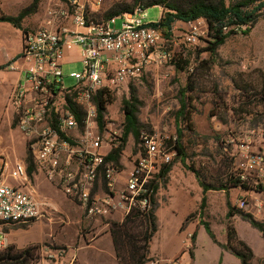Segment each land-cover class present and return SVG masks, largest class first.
<instances>
[{"label":"built area","instance_id":"2783aa9c","mask_svg":"<svg viewBox=\"0 0 264 264\" xmlns=\"http://www.w3.org/2000/svg\"><path fill=\"white\" fill-rule=\"evenodd\" d=\"M66 4V9L49 10L46 25L24 36L20 60L26 63L25 80L10 98L18 130L30 144L36 171L82 206L85 220L115 213L126 217L135 210L145 212L151 183L171 165L176 152L158 135L142 133L144 152L138 151L131 168L107 162L103 149L117 148L121 137L114 133L106 141L100 132L96 96L100 92L118 93L153 70L161 71L173 63L168 40L158 23L147 22L143 6L106 22L89 23L87 10H98L102 0H66ZM117 20H122L120 29L116 28ZM69 21L81 32L66 27ZM189 25L179 41L183 46H198L209 33L207 22L199 19ZM71 45L80 50L83 71L65 76L63 48ZM67 78L73 79L75 85L67 87ZM70 101L81 110V126L70 109ZM72 130H79V136L69 142L63 140L61 135L67 137ZM245 158L239 179L264 197V151L252 157L246 153ZM100 175L107 186V192L101 195L94 193ZM35 192L24 163L12 169L0 167V222L26 225L42 219L44 215L32 199ZM263 203L261 199L258 207ZM245 205L241 201L238 207ZM193 238L194 233H186V250L192 248ZM82 248L44 245L40 248L42 264H80L78 253ZM3 250L0 232V251Z\"/></svg>","mask_w":264,"mask_h":264},{"label":"rangeland","instance_id":"374dc122","mask_svg":"<svg viewBox=\"0 0 264 264\" xmlns=\"http://www.w3.org/2000/svg\"><path fill=\"white\" fill-rule=\"evenodd\" d=\"M14 1L0 0V12L2 13V9L14 11L17 8ZM151 1L102 0L101 8L87 10L88 21L106 22L114 11L123 8L135 9L138 6L148 7ZM234 1L227 0V5ZM52 2L50 10L68 7L66 0ZM32 3L33 0H21V11ZM46 3L47 0H40L36 13L25 19L26 25L29 26L26 27L27 32H32L40 26ZM162 10L160 6L147 9V22L158 23ZM121 25L122 20H117L116 28L120 29ZM189 26V23L177 22L169 36H165L168 40V49L174 56L173 63L161 71L148 73L143 79L131 83L118 93L109 94L113 102L107 107L105 116L108 133L103 130L100 132L106 141H110L114 133L122 137L123 101L130 98L133 88L142 103L138 112L140 134L158 135L171 149L176 148V142L179 141L184 149L185 164L177 151V156L171 163V170L180 169L191 174L194 170L199 174L201 181L216 189L222 186L231 187L243 173L242 165L246 160V153L252 157L264 151V10L260 12L259 21L253 28L230 26L229 31L233 30L235 33L229 35L215 54L207 50L212 41L210 33L204 35L198 46L188 47L180 43V37ZM82 71L83 65L80 63L65 68L64 75ZM65 84L72 87L75 81L67 78ZM182 103H185L183 117L179 114ZM5 109L4 107L3 116H0V165L9 156L11 160L23 159L29 167H33L30 144L19 132L16 117L11 121L6 120ZM177 130L181 131V137L178 136ZM248 146V149L244 148ZM124 149H127L131 156L138 151L144 152L141 142H137L131 135ZM161 175L151 183L153 187L159 186L155 197L156 211L162 205V201L167 200L169 178ZM213 192L216 194L218 191ZM238 193L235 208L243 211L238 206L244 198L240 196L239 191ZM260 198L264 199L263 195ZM149 209H152L151 205ZM207 217L203 224H214L212 221L209 222ZM126 218L128 216L124 217L120 224ZM260 222L264 223V218ZM81 228L79 234L84 235L85 228L84 226ZM145 229V223L138 221L132 230L133 235L139 238ZM193 243L192 241V245ZM200 243H203L202 238ZM137 245L143 254L145 246L143 247L141 242ZM32 256L34 259L32 264H36L37 253L33 252ZM259 263L264 264V257Z\"/></svg>","mask_w":264,"mask_h":264},{"label":"crops","instance_id":"0c3cea01","mask_svg":"<svg viewBox=\"0 0 264 264\" xmlns=\"http://www.w3.org/2000/svg\"><path fill=\"white\" fill-rule=\"evenodd\" d=\"M14 2L17 7L14 11L2 9V13L10 16L19 15L22 12L20 9L21 0H15ZM52 3V0H47L43 19L36 29L46 25ZM23 23L24 29L29 27L26 25V21ZM36 23L34 24L36 25ZM65 26L71 31L81 32L71 21L67 22ZM30 28L33 29V27ZM23 46V32L11 24L0 22V116H3L5 107L7 121H11L13 117H16L10 106V98L25 80L24 69L26 63L20 60ZM80 63L79 48L74 45L65 46L63 48V72L65 68ZM154 71L158 70L152 72ZM105 126L103 131L108 128L107 122ZM79 133V130H72L67 137L73 140L79 136ZM25 140L28 142L27 139ZM111 151V147L103 149V153L107 157ZM135 155L131 156V153L128 154L127 149H123L120 166L131 168ZM17 163H24L27 166L31 184L36 190L35 194L32 195V199L44 216L42 219L32 221L26 225H10L0 222V232L2 233L4 245L3 251L8 248L24 251L37 247L38 262L36 264H42L40 248L44 245L56 247L81 245L83 248L78 253L80 264H119L111 228L114 223H121L124 220L125 216L122 213H115L110 217L98 218L93 221L85 220L82 206L69 200L58 187L47 182L44 176L36 171L35 162L33 165L34 171L31 175L29 173L30 167L23 159L11 160L7 156L0 167L7 165V169H12ZM168 178L167 200L162 201V205L156 211L157 232L150 242L146 264H242L241 260L232 251L223 249L210 239L203 222L207 216L209 222H214V224H208L218 243L226 246L228 242L227 203L229 202L231 207L236 209L235 203L239 191L240 196L244 198L242 201L246 203L245 207L242 208V212L250 214L257 221H260L264 218V215H262V212L264 214V203L261 208L258 207L261 201L259 190L247 185L248 189L246 190L230 188L228 195L225 191H218L216 194L209 191L204 195L194 174L180 169L175 171L173 168L169 172ZM11 184L21 186L15 181H11ZM21 187L24 191L28 190L27 187ZM105 192H107L106 181L100 175L94 193L101 195ZM204 197L206 203L205 208L202 210L201 205ZM191 215H194V217L188 220ZM231 222L240 240L253 251L254 259L251 264H260V259L264 257V239L260 232L238 216L233 217ZM81 226L85 228L83 239L80 238L79 234L80 229H82ZM187 232L194 233V243L190 250L184 248ZM201 238L203 239L202 244L200 243Z\"/></svg>","mask_w":264,"mask_h":264},{"label":"trees","instance_id":"16d2710c","mask_svg":"<svg viewBox=\"0 0 264 264\" xmlns=\"http://www.w3.org/2000/svg\"><path fill=\"white\" fill-rule=\"evenodd\" d=\"M40 4V0H33V3L26 9H24L17 16L5 15L0 12V22L8 23L15 28L21 30L26 36L28 33L26 29L23 28L24 20L31 14L36 13ZM160 6L162 10V16L158 22L163 30L165 36H169L173 26L177 22L190 23L197 21L199 19H204L207 22L208 30L212 41L209 43L208 51L211 54H215L216 50L222 46L228 39L229 35L234 34L233 30L229 31L230 26L236 27H247L253 28L259 21L260 12L264 10V0H235L234 2L227 5V0H152L149 2L148 7ZM134 8H123L112 12L107 21L113 17H118L124 13L132 12ZM88 20V15H86ZM89 23H101L92 22ZM225 28L227 31H225ZM111 95L100 92L96 96V104L98 108V126L100 131L104 129L106 122L105 116L107 113V107L112 103ZM71 111L75 114L79 125L82 123V113L79 108L73 104L71 101L69 103ZM141 102L136 96L135 90L132 88L130 98L123 101L122 110L124 113V128L122 137L120 140V145L117 148H113L111 153L106 158L107 162H112L116 166H120V158L127 139L129 136H133L134 139L140 141V131L141 125L138 119V112L141 106ZM185 103H182V108L179 111L180 116H184ZM178 131V136L181 137V131ZM62 139L65 141H70L64 135H61ZM178 151V155L182 158V162L185 164L184 160V149L180 145L179 141L176 142V148L171 149ZM177 156V154H176ZM176 158V157H175ZM189 169V168H187ZM171 171V165L165 167L161 177H168ZM193 174L196 176L202 191L207 194L209 191H225L228 195V190L230 188H241L248 189L240 179H238L231 187L222 186L220 188H214L210 184H207L199 178V174L192 170ZM30 175L33 173V167H30ZM159 191V186L149 187V208L150 205L152 209L145 212L139 210L133 211L128 218L120 224L114 223L111 228V234L114 241V246L116 254L119 260V264H146L148 262L149 245L153 237L157 232V220H156V210H155V197ZM206 198L204 197L202 201L201 208H205ZM228 214H227V234L228 242L226 246H222L218 243L215 234L213 233L210 225L204 223V228L209 235L210 239L223 249L232 251V253L241 260L242 264H251L254 259L253 251L240 240L235 228L232 225L231 219L235 216L240 217L243 221L249 223L254 229H256L262 235L264 239V223L257 221L252 215L244 213L238 209L231 207L230 203H227ZM136 214V215H134ZM194 215H191L188 220L192 219ZM145 223L146 229L142 235L138 238L135 234L133 235V228L137 222ZM143 243L144 253H140V248L137 243ZM236 246V247H235ZM38 250L37 247L29 248L24 251H18L14 248H8L2 253H0V264H32L33 256L32 253ZM245 251V252H244Z\"/></svg>","mask_w":264,"mask_h":264}]
</instances>
